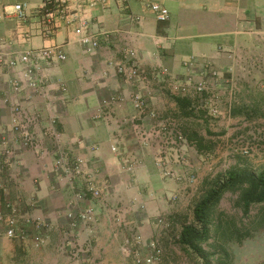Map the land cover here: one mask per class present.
Here are the masks:
<instances>
[{"label": "crops", "instance_id": "0c3cea01", "mask_svg": "<svg viewBox=\"0 0 264 264\" xmlns=\"http://www.w3.org/2000/svg\"><path fill=\"white\" fill-rule=\"evenodd\" d=\"M42 1L0 0V15H4L0 21V142L5 141L11 153L0 152V213H7V202L17 205L22 215L43 222L46 229L42 232L50 231L52 240L69 228L66 214L75 202L69 187L53 172L57 147L83 159L86 172H98L96 178L102 184L101 198L105 201L114 200L115 195L126 198L132 192L128 186L141 187L158 178L153 156H145L143 147L135 152L139 163L132 165L130 160L134 139L125 133L130 132L128 124L136 119L147 127L150 120L135 114L127 101L139 87L150 99V108L156 102L150 98L148 84L138 86L116 76L115 65L121 61L122 52L126 53V48L134 51L142 70H158L168 76L203 67L206 62L222 66L229 55L223 50L232 52L229 56L237 51L244 57L259 46L264 36V0H96L95 7L84 6L83 14L92 29L106 32L110 40H100L99 48L91 54L82 52L70 29L61 28L44 38L37 15ZM63 1L74 9L76 0ZM149 2H158L168 10L166 22L155 20L146 8ZM22 4L27 5L28 21L20 25L11 13L13 5ZM50 46H58L66 61L40 64L41 79L46 84L35 91L24 89L14 94L8 82L19 75L22 66L9 68L8 58L17 59L26 50ZM112 96L123 97L124 102L103 109L102 118L94 120L99 106ZM11 105L21 108L18 118L33 121L31 130L41 148L39 154L15 142ZM114 144L123 151L122 156L111 152ZM126 166H132L133 173ZM101 204L90 202L97 212L105 211ZM16 242L0 238V254L13 253ZM43 253L48 259L55 256L52 248Z\"/></svg>", "mask_w": 264, "mask_h": 264}, {"label": "rangeland", "instance_id": "374dc122", "mask_svg": "<svg viewBox=\"0 0 264 264\" xmlns=\"http://www.w3.org/2000/svg\"><path fill=\"white\" fill-rule=\"evenodd\" d=\"M125 55L123 51L121 61ZM229 55L222 66L206 62L203 67H193L176 76L143 69L138 80L128 81L138 86L148 84L152 90L150 98L156 102L150 108V99L139 87L127 101L138 116L151 112L156 115L154 119L148 117L147 127L140 121L136 125V119L128 124L131 129L125 133L134 139L130 160L137 165L135 152L143 147L147 150L145 156H153L159 179L141 187L128 186L132 192L126 198L115 195L114 200L105 201L101 192L96 201L102 203L105 211H93L88 203L92 209L88 222L73 228L68 222L69 228L52 240L50 231H41L42 243L33 242L30 230L24 241L16 240L18 246L13 253L0 254V264H136L135 254L141 258L155 255L154 264H196L195 256L178 239L182 228L193 223L197 202L231 169L252 174L264 170V36L247 56L242 57L237 51L233 57ZM198 87L202 90L198 91ZM136 97L144 101L142 110L133 107ZM174 97L189 100L183 112ZM123 99L108 104L104 110L124 102ZM102 115L93 119L100 120ZM163 127L167 132L161 130ZM179 136L182 141L177 139ZM91 149L96 150V146ZM120 152L123 154L121 149ZM161 156L169 161L170 179L163 178L156 167ZM96 173L85 171L86 177L93 178L103 190ZM188 176L193 179L188 180ZM142 188L144 192L140 193ZM238 196V192H225L214 207L210 246H204V251L214 258L223 253L226 264H264V205L253 206L245 216ZM40 224L45 230L46 225ZM231 230L235 234L230 237ZM0 238L15 241L3 235ZM47 248L54 249V258L45 257L43 251Z\"/></svg>", "mask_w": 264, "mask_h": 264}, {"label": "built area", "instance_id": "2783aa9c", "mask_svg": "<svg viewBox=\"0 0 264 264\" xmlns=\"http://www.w3.org/2000/svg\"><path fill=\"white\" fill-rule=\"evenodd\" d=\"M98 4L96 0H76L74 9H69L68 1L63 0H43L40 8L37 10V15L40 19L41 34L44 38H50L57 30L61 28L70 29L76 37L78 45L84 54L94 53L100 44V40L109 41L110 35L102 30H94L91 27L89 19L83 14L84 6L93 8ZM147 10L155 18L157 22L164 23L169 18L168 10L158 2H149L146 4ZM13 19L20 25L26 24L28 21L27 5H13ZM4 15H0V21ZM132 23H137V20L130 19ZM66 61V55L58 46L42 47L39 49H29L22 53L19 58H8L9 68H15L16 65L22 66L21 72L16 78L11 79L8 84L14 94H19L22 90L35 91L43 84H46L45 79H41L39 65L48 64L56 65ZM1 62V57H0ZM144 71L138 66L134 51L128 50L124 56V60L115 65L116 76L122 77L127 81L138 80ZM188 87V86H185ZM198 91L202 88L198 87ZM185 91V88H184ZM133 101V107L136 111L142 110L144 101L139 97ZM119 98L112 97L109 101L99 106L98 114L95 118H99L102 110L111 103H115ZM7 103V102H6ZM14 118L12 121L11 132L15 135V142L25 149H32L39 154L40 147L32 134L33 121L28 118H18L22 111L18 105H11ZM150 119H154L156 115L150 113ZM53 123V122H52ZM161 130L167 132L166 127ZM182 141L181 136L177 138ZM172 143H175L174 141ZM113 154L122 156L119 147L113 145L110 147ZM0 152L5 155H10V150L7 148L5 141L0 142ZM1 165V163H0ZM53 172L57 179L64 181L66 186L72 192L74 203L82 204V207L74 205L66 217L69 220L70 227H76L79 223L88 222L92 216V209L88 206L90 200H96L100 197L102 189L92 178L86 177L84 162L79 157H74L66 154V152L56 148V154L53 161ZM156 167L160 175L165 179H170L171 171L170 164L166 157H159L156 162ZM132 166H127L126 170L131 172ZM192 180L193 177L187 178ZM7 213H0V235H3L9 240L24 241L30 230L31 237L34 243H42L43 238L41 231L43 226L40 223L31 220L29 217L22 215L19 212L17 205L7 202L5 204ZM136 264H154L157 257L153 254L141 258L139 255L134 256Z\"/></svg>", "mask_w": 264, "mask_h": 264}, {"label": "trees", "instance_id": "16d2710c", "mask_svg": "<svg viewBox=\"0 0 264 264\" xmlns=\"http://www.w3.org/2000/svg\"><path fill=\"white\" fill-rule=\"evenodd\" d=\"M173 101L182 112L189 105V100L186 98L174 97ZM229 191L239 193L238 205L242 213L247 216L253 206L264 205V170L252 174L231 169L220 176L214 187L197 202L193 209V223L182 228L178 239L179 244L195 256L196 264H226L223 253L218 254V258H214L204 251V246H210L213 209L222 195ZM217 233L218 227L214 230V234ZM234 234L231 230L229 236Z\"/></svg>", "mask_w": 264, "mask_h": 264}]
</instances>
